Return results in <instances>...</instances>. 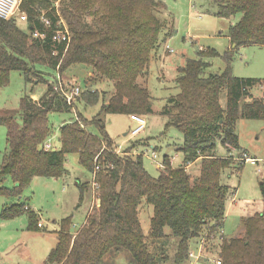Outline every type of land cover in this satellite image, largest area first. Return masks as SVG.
Wrapping results in <instances>:
<instances>
[{
  "label": "trees",
  "instance_id": "16d2710c",
  "mask_svg": "<svg viewBox=\"0 0 264 264\" xmlns=\"http://www.w3.org/2000/svg\"><path fill=\"white\" fill-rule=\"evenodd\" d=\"M54 1L22 0L20 9L27 13V23L17 17L0 18V88L9 84L14 71L22 72L28 83L47 85L41 99L25 96L19 111H0V125L7 127L9 145L0 169V196L22 199L34 178L66 177L68 155H78L80 164L92 174L100 167L96 176L100 206L89 213L76 236L72 234L73 217L61 220L57 246L46 264H105L108 256L121 251L132 256V264H157L159 256L151 247L170 235L180 239L177 264L189 260L194 239L210 242L217 236L222 264H264V211L244 218L239 235H223L232 197L223 178L227 172H234L236 164L238 174L245 165L231 156L232 150L241 151L237 123L240 119L264 121V98L254 95V88L264 87V81L236 77L232 70L237 50L264 47V0H213L218 17L241 16L229 29L234 48L223 55L201 49L197 58L178 70L180 93L168 100L163 113L170 118L168 126L183 133L184 162L173 168L166 159L157 178L145 170L143 156L115 153V143L101 114L91 121L83 118L82 123L65 122L60 128V149L46 151L53 130L50 114L73 110L58 88L57 76L49 81L46 71L55 72L63 80L73 67L91 69L87 90L74 104L81 99L95 104L103 97V114H151L150 93L138 81L145 77L162 33L171 28L175 32L173 25L159 17L161 2L65 1L61 13L70 28L71 41L58 45L50 38L34 37V31L44 28L38 21L41 11L54 19ZM215 57L224 60L223 72L211 71L208 59ZM101 82L114 83L115 91L108 99L93 89ZM224 91L226 109L221 104ZM219 146L228 153L220 155ZM197 161L201 171L193 179L187 168ZM8 178L14 184L12 188L3 185ZM90 186L87 183L83 187ZM261 190L264 203V177ZM81 193L83 197V188ZM144 200L154 207L149 236L144 234L139 219ZM22 215H28L30 229L40 231L37 214L26 204L9 205L1 213L3 220Z\"/></svg>",
  "mask_w": 264,
  "mask_h": 264
},
{
  "label": "rangeland",
  "instance_id": "374dc122",
  "mask_svg": "<svg viewBox=\"0 0 264 264\" xmlns=\"http://www.w3.org/2000/svg\"><path fill=\"white\" fill-rule=\"evenodd\" d=\"M156 1L161 2L162 5L160 16L157 12L158 16L163 21L167 20L170 27L175 25L176 29L175 34L172 28L171 31L162 33L160 42L162 37L165 36L169 40L174 34L168 44L175 53L166 56V63L150 62L148 74L146 72L147 77L145 75L146 78L143 77L138 81L141 86L148 88L153 106L151 114L143 115L147 122L146 129L134 139L131 137V132L137 125L132 122L130 115L103 114V97L95 104H88L86 100L81 99L74 104L72 113L50 114L49 120L53 130L49 140L54 147H60V128L65 122L72 119L71 122H75L74 119L76 116L79 117V114L85 116L84 119L88 121L101 114L106 121L107 132L114 140L116 149H119L120 153L127 152L134 157L143 156L144 168L152 177L160 176L166 159L171 161L173 168H179L183 164L184 155L181 152L184 144L183 133L174 126H168L170 118L163 113L168 100L180 93L176 84L178 68L185 66L188 60L197 58V53L201 49L215 50L221 55L227 52L231 48L229 29L240 15L229 19L216 16L217 8L212 0ZM21 27L27 30L24 24ZM208 61L214 73L223 72L226 68L224 60L219 57L210 58ZM90 70L83 66L73 67L63 78L69 84L80 86L84 93L87 90L86 83ZM232 70L236 77L264 81V47L246 46L237 50ZM46 72L48 73L46 78L49 81H53L57 76L53 71ZM93 89L106 94L107 99L115 91L112 82H101ZM46 91L45 83L37 85L32 82L28 83L22 72L14 71L10 75L9 84L0 88V111H19L22 98L29 96L33 99H41ZM254 95L264 98V87L254 88ZM227 100V92L224 91L221 97L224 109L227 108ZM237 133L239 144L247 150L249 156L263 160L264 121L240 119L237 123ZM8 149L7 127L0 125V169ZM218 153L226 155L228 152L219 146ZM155 155L157 159L153 162ZM65 165L69 171L67 178L37 177L25 190L22 199L0 196V264H44L50 255L51 248L55 245V232L59 231L61 220L73 217L72 234L74 236L87 222L88 213L91 214L94 210L93 203L91 205L93 197L91 198L87 192L82 197L79 186L86 182L90 183L93 174L80 164L79 157L75 154L66 157ZM236 167L237 164L234 166V172L232 174L227 172L223 179L224 183L230 186L232 197H237L241 209L249 205L246 200H251V208H248V212L242 213L247 216L259 207V202L262 200L261 183L264 177V163L260 162L256 166L245 164L239 174L235 170ZM200 171V161L193 163L188 170L193 179L200 175ZM3 185L7 188L14 186L9 178L4 181ZM18 203L26 204L31 208L37 214L38 222L42 223L45 229H40L38 232L30 229L28 215L3 220L1 217L3 206ZM153 214L154 207L144 200L140 207L139 219L146 236L150 234ZM228 223L232 225L235 221L231 218ZM239 224L240 220H237L234 229L237 235L242 232V229L239 230ZM167 231L169 234V229ZM218 238L219 236L215 238V241L210 242L205 239H199V241L194 239L190 243V258L184 264H217L220 259ZM179 244L180 239L172 235L157 241L151 247L152 253L159 256L157 264H177L176 254ZM192 252L195 253L194 256H191ZM132 259L128 252L121 251L108 256L105 264H132Z\"/></svg>",
  "mask_w": 264,
  "mask_h": 264
},
{
  "label": "built area",
  "instance_id": "2783aa9c",
  "mask_svg": "<svg viewBox=\"0 0 264 264\" xmlns=\"http://www.w3.org/2000/svg\"><path fill=\"white\" fill-rule=\"evenodd\" d=\"M64 1L68 0H57L52 2L53 6L51 10L54 12V19L47 16V11H41L38 21L40 24L44 25L43 29H39L34 31V37L40 39H48L50 38L51 41L55 44H67L69 45L71 41V31L66 22L63 18L61 13V5ZM22 0H0V18L5 20H10L14 17H17L20 22L27 23L29 21V17L27 13L22 12L20 9ZM66 45V46H67ZM173 51V50H172ZM56 53V52H55ZM59 69V68H58ZM57 81H58V88L63 92V96L66 99L67 103L71 106H74V101L77 97H80L82 94L81 87L73 84L67 83L64 78L57 74ZM132 121L136 123V128L131 132V137L136 138L139 134H141L147 127V122L140 115H131L130 116ZM75 121H80L78 116H76ZM53 149V145L49 140L45 145V150L49 151ZM235 150V149H234ZM233 151V150H232ZM115 153L118 155H125L127 152H121L119 149H115ZM233 160L244 163V164H251V165H258L260 162L264 163L263 160L255 159L249 154L240 152L239 155H234L233 152L231 153ZM157 156H154L153 160H156ZM100 171V167L97 166L94 173L93 179L91 183L92 193H93V207L98 206L100 204L99 198V185L96 182L97 173ZM39 227H42V224H39ZM191 256H194L192 253ZM217 264H222L220 260L217 261Z\"/></svg>",
  "mask_w": 264,
  "mask_h": 264
},
{
  "label": "crops",
  "instance_id": "0c3cea01",
  "mask_svg": "<svg viewBox=\"0 0 264 264\" xmlns=\"http://www.w3.org/2000/svg\"><path fill=\"white\" fill-rule=\"evenodd\" d=\"M213 1V0H212ZM214 3V2H213ZM215 4V3H214ZM216 5V4H215ZM216 13H215V15L217 16V12H218V7H217V5H216ZM199 18H202V17H199ZM221 18V17H220ZM240 18H241V16H239V19H236L235 20V24L240 20ZM234 24V25H235ZM233 26V25H232ZM174 27V29H175V25L173 26ZM166 31H169V30H165L164 32H163V34L164 33H166ZM176 33V29H175V32H174V34ZM174 34H172V37L174 36ZM172 37L171 38H169V40H167L166 38H165V36L164 37H162V39H161V42H160V44L158 45V47L153 51V53H152V59H151V62H156V63H166L167 62V59H165L166 58V56H170V55H173L174 53H175V51L172 49V48H170L169 46V41L172 39ZM166 39V40H165ZM229 39H230V37H229ZM230 42H231V40H230ZM234 47H233V45H232V43H231V48L228 50V51H230V50H232ZM173 50V51H172ZM204 51H205V49H203ZM180 68H178V70H179ZM148 71H149V68H148ZM148 71H147V74H148ZM91 75H92V71L90 70V73H89V77H91ZM146 77H147V75H146ZM146 77H144V78H146ZM77 85V84H76ZM80 87V86H79ZM80 120H82L83 118H85V116H83V115H80L79 114V117H78ZM131 118V117H130ZM75 119H76V117H75ZM74 119V120H75ZM73 120V119H72ZM72 120H70V121H72ZM132 120V119H131ZM132 122H134V121H132ZM82 123V122H81ZM135 123V122H134ZM128 134H126V136H127ZM113 140V139H112ZM114 141V140H113ZM60 147H61V143H60ZM60 147L58 148H56V147H54L53 146V149H60ZM240 148H241V151H237V150H233L232 152H233V154L235 155V154H237V155H239V153L240 152H244V153H247L248 154V152H247V150H245V148H243L241 145H240ZM222 155H225V154H222ZM68 157V156H67ZM169 160V159H168ZM170 161V160H169ZM153 162H155V160H153ZM184 162V161H183ZM197 162H199V161H197ZM197 162H195V163H197ZM170 163H171V161H170ZM194 163V164H195ZM165 165V164H164ZM164 165L162 166V169L164 168ZM193 165V164H192ZM192 165H190L188 168H187V170H189V168L192 166ZM68 174H69V171H68ZM67 174V175H68ZM67 175H66V177H64V178H67ZM64 178H58V179H64ZM90 183H92V179H91V182ZM86 184H87V182H86ZM88 184H89V182H88ZM85 184H80V186L79 187H81V190H82V188H83V197H84V194L87 192L88 194H90L91 195V198L93 197V193H92V187L90 186V187H83ZM82 200H83V198H82ZM247 201V203L249 204V205H247L246 207H245V209H241L240 207H239V204H238V200H237V197L235 196V197H232V199L231 200H229L228 201V207H227V212H226V219H225V222H224V229H223V235L224 236H226V237H235V235L237 236V232H234V229H235V224L237 223V220L239 221L240 220V224H239V230L241 229V226H242V220L244 219V218H246V217H249V216H253V215H255L256 213H260V212H263L264 211V203H263V201L261 200L260 202H259V207H257L256 208V210H253V212H252V214H248L247 216L246 215H243L242 213L244 212V213H246V212H248L247 210H248V208H251V203H250V199L249 200H246ZM92 203H93V198L91 199V205H92ZM9 205H12V204H7L6 206L4 205L3 206V208H2V210L5 208V207H7V206H9ZM90 209H91V206H90ZM90 209H89V212H90ZM88 215H89V213H88ZM231 218H233L234 219V221H235V223L234 224H232V225H230V223H228V220L229 219H231ZM40 224H42V223H40ZM74 227H75V224H74ZM41 229H45V227H44V225H42V227H41ZM59 231H60V226H59ZM59 231H56L55 232V235H56V237H55V245L51 248V251L57 246V243H58V232ZM37 232V231H36ZM40 233V232H39ZM233 233V234H232ZM228 234H232V236H228ZM197 241H199V239H196ZM51 251H50V253H51ZM200 252H201V247H200V251H199V254H200ZM49 253V254H50ZM193 254H195L194 252H192ZM48 259V258H47ZM47 261V260H46ZM46 261H45V263L44 264H46Z\"/></svg>",
  "mask_w": 264,
  "mask_h": 264
}]
</instances>
